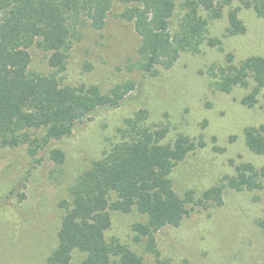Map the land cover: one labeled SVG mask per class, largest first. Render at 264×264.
I'll return each mask as SVG.
<instances>
[{"label":"rangeland","instance_id":"1","mask_svg":"<svg viewBox=\"0 0 264 264\" xmlns=\"http://www.w3.org/2000/svg\"><path fill=\"white\" fill-rule=\"evenodd\" d=\"M256 1L174 0L169 30L179 57L154 75L140 68L141 36L121 16L131 3L118 0L102 30L81 26L82 35L53 62L43 49L29 48L28 70L37 76L56 75L77 88L97 85L102 93L128 80L135 88L118 106L95 110L71 135L42 142L37 151L1 134L0 264H48L60 244L66 211L60 203L70 200L71 187L94 160L132 137L127 120L141 109L148 111L145 126L165 129L163 142L183 135L195 144L170 173L187 213L157 231L158 254L147 250V237L136 238L134 224L147 221L136 209L112 211L106 237L119 238L146 264H264V154L251 150L245 134L248 127L264 134V85L252 76L246 85L231 81L247 58L264 57V13ZM62 63L65 69L55 72ZM36 129L28 133L36 137ZM56 148L65 155L61 164L51 157ZM216 187L219 194L206 196ZM84 256L74 249L61 264Z\"/></svg>","mask_w":264,"mask_h":264},{"label":"trees","instance_id":"2","mask_svg":"<svg viewBox=\"0 0 264 264\" xmlns=\"http://www.w3.org/2000/svg\"><path fill=\"white\" fill-rule=\"evenodd\" d=\"M115 1L0 0V136L10 137L14 144L28 142L37 151L42 142L71 135L75 124L95 110L118 106L135 88V83L128 80L102 93L97 85L71 87L61 84L56 75L37 76L28 70L30 47L43 49L53 62L54 55L65 52L72 39L82 35L81 26L102 30ZM118 1L131 3L121 16L132 21L141 36L140 68L154 75L160 65L172 67L179 57V47L169 30L174 0ZM254 6L264 13V0H257ZM64 69L62 63L55 72ZM247 76L264 85L263 56L247 58L231 81L246 85ZM147 115L148 111L141 109L127 120L132 137L106 149L80 174L70 189V200L60 203L66 209L58 231L60 244L49 255L48 264L66 263L74 249L85 253L78 264H146L143 255L119 238L106 237L112 211L136 209L146 215L147 221L135 223L134 229L137 239L147 237L146 247L152 254L159 253L157 231L178 225L187 213L186 198L177 194L170 173L195 144L183 135L173 142H163L165 129L145 126ZM33 127L45 128V134L37 135L36 129V137H32L28 130ZM21 129L25 131L19 132ZM245 134L251 150L264 154V134L255 127H248ZM64 156L59 148L51 154L57 164L64 161ZM220 191L216 187L205 195L211 197Z\"/></svg>","mask_w":264,"mask_h":264}]
</instances>
